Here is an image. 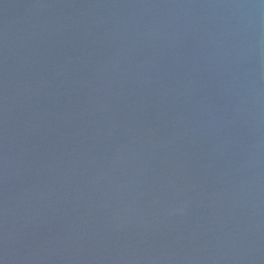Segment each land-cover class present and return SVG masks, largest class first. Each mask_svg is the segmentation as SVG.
Wrapping results in <instances>:
<instances>
[{
    "label": "water",
    "instance_id": "1",
    "mask_svg": "<svg viewBox=\"0 0 264 264\" xmlns=\"http://www.w3.org/2000/svg\"><path fill=\"white\" fill-rule=\"evenodd\" d=\"M0 264H264V0H0Z\"/></svg>",
    "mask_w": 264,
    "mask_h": 264
}]
</instances>
